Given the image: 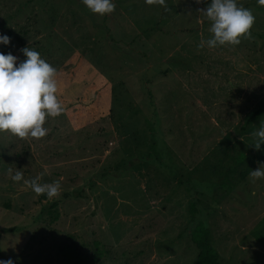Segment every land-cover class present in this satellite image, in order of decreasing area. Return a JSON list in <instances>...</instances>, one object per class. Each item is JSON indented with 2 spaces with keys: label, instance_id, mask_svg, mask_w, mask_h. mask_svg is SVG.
<instances>
[{
  "label": "rangeland",
  "instance_id": "374dc122",
  "mask_svg": "<svg viewBox=\"0 0 264 264\" xmlns=\"http://www.w3.org/2000/svg\"><path fill=\"white\" fill-rule=\"evenodd\" d=\"M112 2L100 16L81 0H0V52L36 50L64 109L42 138L0 133V261L196 264L191 232L205 222L221 264H264V178H250L264 112L240 131L264 110V7H246L255 22L239 45L201 48L206 3ZM18 169L60 180V194L37 196Z\"/></svg>",
  "mask_w": 264,
  "mask_h": 264
},
{
  "label": "clouds",
  "instance_id": "9594fccd",
  "mask_svg": "<svg viewBox=\"0 0 264 264\" xmlns=\"http://www.w3.org/2000/svg\"><path fill=\"white\" fill-rule=\"evenodd\" d=\"M256 2L264 7V0ZM81 3L88 11L100 16L111 14L115 9L112 0H81ZM145 3L164 6L165 0H145ZM196 3L207 4L199 12L210 21L209 31L212 34L209 39H202L199 47L236 46L242 38L251 35L255 17L249 9L238 5L236 0H196ZM10 44L11 38L0 34V45ZM21 52L25 57L23 61H19L11 52H0V133L8 132L20 139H39L47 133L43 126L46 117L54 118L64 111L57 96V71L36 50L25 47ZM250 135L252 147L260 150L264 146V120ZM250 178L253 181L264 178V163L257 170L250 171ZM12 180L22 181L37 196L45 195L53 199L60 194V180L43 184L39 182V176L27 180L19 169ZM0 264H13V261H0Z\"/></svg>",
  "mask_w": 264,
  "mask_h": 264
},
{
  "label": "trees",
  "instance_id": "16d2710c",
  "mask_svg": "<svg viewBox=\"0 0 264 264\" xmlns=\"http://www.w3.org/2000/svg\"><path fill=\"white\" fill-rule=\"evenodd\" d=\"M256 3V0H252L246 2L243 6L246 8L254 4L256 5ZM263 112V109H257L256 111H254L247 118L245 124L241 127L240 131L242 133H245L248 127L251 126V124L255 122ZM55 207L56 203L53 204V208ZM190 211L192 215L196 214V208L193 204L191 205ZM58 217V213H55L54 218L57 220ZM11 231L13 232L14 230ZM1 237L2 232L0 231V238ZM191 240L198 251L196 264H221L219 252L213 243L212 231L205 222H200L194 226L191 232ZM94 260L98 262V259L96 257Z\"/></svg>",
  "mask_w": 264,
  "mask_h": 264
}]
</instances>
